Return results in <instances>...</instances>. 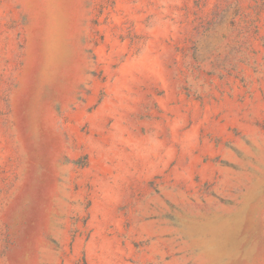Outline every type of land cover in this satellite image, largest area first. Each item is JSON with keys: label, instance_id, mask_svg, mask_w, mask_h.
Returning <instances> with one entry per match:
<instances>
[{"label": "rangeland", "instance_id": "obj_1", "mask_svg": "<svg viewBox=\"0 0 264 264\" xmlns=\"http://www.w3.org/2000/svg\"><path fill=\"white\" fill-rule=\"evenodd\" d=\"M0 264H264V0H0Z\"/></svg>", "mask_w": 264, "mask_h": 264}]
</instances>
